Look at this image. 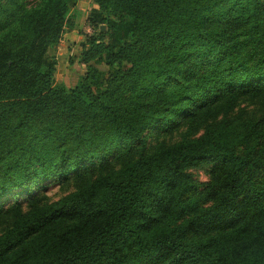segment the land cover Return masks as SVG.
Returning <instances> with one entry per match:
<instances>
[{"label":"trees","instance_id":"1","mask_svg":"<svg viewBox=\"0 0 264 264\" xmlns=\"http://www.w3.org/2000/svg\"><path fill=\"white\" fill-rule=\"evenodd\" d=\"M70 2L0 0V186L76 179L0 214V264H262L264 113H231L264 106V1L93 0L106 30L68 88L49 51ZM181 123L149 147L146 129ZM205 163L198 191L187 170Z\"/></svg>","mask_w":264,"mask_h":264},{"label":"rangeland","instance_id":"2","mask_svg":"<svg viewBox=\"0 0 264 264\" xmlns=\"http://www.w3.org/2000/svg\"><path fill=\"white\" fill-rule=\"evenodd\" d=\"M26 7L36 5L40 0H19ZM264 1V0H262ZM97 7L93 0H71L68 10V22L70 29L61 36L60 42L53 47L49 54L57 59L55 83H63L68 88L73 87L84 74L86 66L81 62L80 53L82 45L87 39L97 33L98 28L101 31L106 30V26L94 27L90 24L89 18L91 12ZM59 64V65H58ZM101 69H107L101 64ZM264 113V106L256 99H246L241 101L231 113V117L242 115L244 117L257 118ZM187 130L183 123L172 132L162 129L154 133L147 134V143L149 147H155L160 143H173L180 139L181 135ZM110 167H115L119 162L113 158L110 160ZM214 163H205L197 167L189 168L187 171L192 176L197 190L200 191L210 180L211 171L214 169ZM96 170L90 169V176L94 175ZM84 175V173H83ZM76 179L70 178L64 182H53L46 186L45 190H40L32 199L26 200L24 204L34 200L41 202H54L74 189ZM17 202L12 203L10 206ZM26 205V204H25ZM24 205V206H25Z\"/></svg>","mask_w":264,"mask_h":264},{"label":"snow or ice","instance_id":"3","mask_svg":"<svg viewBox=\"0 0 264 264\" xmlns=\"http://www.w3.org/2000/svg\"><path fill=\"white\" fill-rule=\"evenodd\" d=\"M166 86V85H165ZM201 104V101H193V109H197ZM177 120H180L184 117L182 114H176ZM168 125H165L167 127ZM172 127H175L176 124L172 123ZM159 125H153L149 127L145 131V135L148 133H154L158 131ZM113 154H108L106 159H111ZM92 164H87L86 167H90ZM58 171L63 172V168L59 169ZM76 171V170H74ZM53 183L52 180H47L41 182L39 178L35 177L34 175H29L24 178L19 183L16 182H9L6 186H0V214H2L12 203L19 202L23 203L26 200L32 199L35 194H37L40 190H45L47 184ZM264 264V262H262Z\"/></svg>","mask_w":264,"mask_h":264},{"label":"crops","instance_id":"4","mask_svg":"<svg viewBox=\"0 0 264 264\" xmlns=\"http://www.w3.org/2000/svg\"><path fill=\"white\" fill-rule=\"evenodd\" d=\"M59 65V64H58ZM58 67V66H57Z\"/></svg>","mask_w":264,"mask_h":264}]
</instances>
